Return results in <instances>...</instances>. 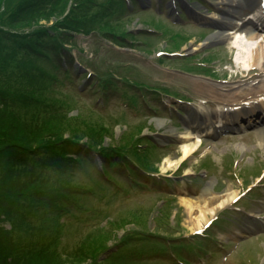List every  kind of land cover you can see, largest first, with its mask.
I'll return each instance as SVG.
<instances>
[{
  "label": "rangeland",
  "instance_id": "374dc122",
  "mask_svg": "<svg viewBox=\"0 0 264 264\" xmlns=\"http://www.w3.org/2000/svg\"><path fill=\"white\" fill-rule=\"evenodd\" d=\"M81 2L90 6L84 19L99 13L103 23L89 35L66 37L62 57L53 52L44 59L14 47L13 53L11 41H3L5 76L17 75L22 58L50 76L42 97L67 110L69 134L78 143L67 149L78 163L56 178L79 188L61 211L44 214L47 221L33 218L42 239L19 224L15 244L49 251L53 243L67 264L75 258L93 264L79 258L80 248L102 235L103 245L92 246L97 264H264V142L255 121L240 129L241 116L248 121L251 114L242 111L260 99L257 89L239 102L230 98L262 84L264 70L243 72L254 78L238 82L228 40H209L221 20L215 0ZM242 3L246 13L249 1ZM14 104L6 111L22 112ZM263 116L251 119L264 125ZM222 118L233 124L217 129ZM186 131L201 147L176 168H164L167 158L182 156ZM229 190L238 192L236 199L198 227L186 201ZM51 226L58 228L54 240Z\"/></svg>",
  "mask_w": 264,
  "mask_h": 264
},
{
  "label": "trees",
  "instance_id": "16d2710c",
  "mask_svg": "<svg viewBox=\"0 0 264 264\" xmlns=\"http://www.w3.org/2000/svg\"><path fill=\"white\" fill-rule=\"evenodd\" d=\"M89 9L81 0H0V53L5 47L3 41L9 40L12 52L14 47L44 59L53 52L62 57L66 51L61 42L66 37L73 32L89 35L103 23L99 13L84 19ZM21 64L14 67L18 72L14 76L10 72L5 76L7 63L0 65V264H67L53 243L48 244L47 251L29 242L21 247L15 244L19 239L14 241L19 224L28 234L37 233L42 239L43 228L34 224L33 218L47 221L44 214L61 211V205L69 201L67 196L79 188L56 178L68 170V165L78 163L67 155V149H78L73 134H69L68 121L72 118L65 117L67 110L61 104H47L42 97V82L51 77L28 59L22 58ZM13 103L23 106L22 112L6 111ZM96 152L103 153L104 147L99 146ZM41 155L43 160H34ZM6 220L13 223L12 229L2 226ZM51 227L49 238L54 240L58 228ZM101 236L80 248V259L95 263L97 254L92 246L103 245ZM70 260L76 261L70 264H82L79 259Z\"/></svg>",
  "mask_w": 264,
  "mask_h": 264
},
{
  "label": "bare ground",
  "instance_id": "6f19581e",
  "mask_svg": "<svg viewBox=\"0 0 264 264\" xmlns=\"http://www.w3.org/2000/svg\"><path fill=\"white\" fill-rule=\"evenodd\" d=\"M248 1L250 6L245 7L246 13H243L245 5L241 2L239 3L236 0H215V8L221 10L219 11L221 22L218 21L215 25L218 32L214 37L209 38V40L216 39L217 41L228 40L229 48L236 53L234 58L236 71L234 75H241L238 80V82L240 81L241 83L244 81H251L254 78V75L245 76L243 75V72L250 73L258 68L260 69L259 73H262L264 70V0H261L262 2L257 0ZM234 4L238 6L233 8ZM231 5L232 9H226V6ZM214 16H217V18L220 19L217 14H214ZM211 88L213 90V87ZM253 92L254 95H259L260 103H252L249 105V108L242 111L245 112L247 110V112L251 113L249 120L251 119V116H255L256 119H259L262 113L264 114V100L262 99L264 96V80L260 85L254 84L252 86L242 87L237 93H235L236 96L232 95L230 97L233 101L237 100L239 102V99L251 97ZM236 116L240 117V115ZM241 117L244 122H242L240 129L250 126L251 123L255 121L253 127L256 130V134L264 142V125L262 121L260 123L258 120L252 119L250 121H245L246 119L243 116ZM217 123V129L233 124L232 122L225 121L223 118L218 120ZM192 133V131H186L184 133L185 136L182 139L186 142L181 146L182 156L177 157L174 160L167 158L164 163V168H176L186 158H190L201 147V140L190 142V140L194 138ZM211 134H213V131H208L205 135L208 137ZM237 194V191L229 190L222 195H212L202 199H196L195 202L187 200L186 204L192 218H197V225L200 227L207 222L209 216L216 213L225 205L231 204L233 200L236 199Z\"/></svg>",
  "mask_w": 264,
  "mask_h": 264
}]
</instances>
